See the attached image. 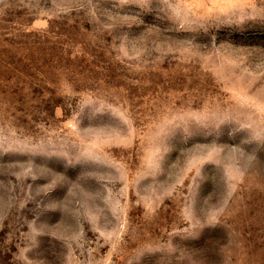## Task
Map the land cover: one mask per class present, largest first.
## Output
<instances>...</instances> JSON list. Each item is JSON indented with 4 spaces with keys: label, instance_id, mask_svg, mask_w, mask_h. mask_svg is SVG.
Instances as JSON below:
<instances>
[{
    "label": "rangeland",
    "instance_id": "obj_1",
    "mask_svg": "<svg viewBox=\"0 0 264 264\" xmlns=\"http://www.w3.org/2000/svg\"><path fill=\"white\" fill-rule=\"evenodd\" d=\"M0 264H264V0H0Z\"/></svg>",
    "mask_w": 264,
    "mask_h": 264
}]
</instances>
